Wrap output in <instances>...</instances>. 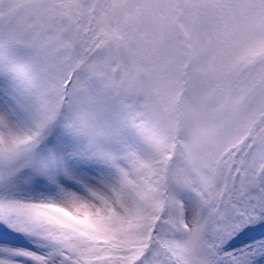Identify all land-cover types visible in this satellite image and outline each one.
Instances as JSON below:
<instances>
[{
	"label": "snow or ice",
	"instance_id": "1",
	"mask_svg": "<svg viewBox=\"0 0 264 264\" xmlns=\"http://www.w3.org/2000/svg\"><path fill=\"white\" fill-rule=\"evenodd\" d=\"M0 264H264V0H0Z\"/></svg>",
	"mask_w": 264,
	"mask_h": 264
},
{
	"label": "rangeland",
	"instance_id": "2",
	"mask_svg": "<svg viewBox=\"0 0 264 264\" xmlns=\"http://www.w3.org/2000/svg\"><path fill=\"white\" fill-rule=\"evenodd\" d=\"M241 239H242V240L247 239V236H244V237H242ZM17 242L22 243L23 241H17Z\"/></svg>",
	"mask_w": 264,
	"mask_h": 264
}]
</instances>
